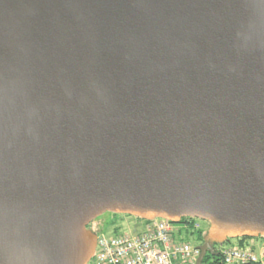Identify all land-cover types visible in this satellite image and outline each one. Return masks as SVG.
<instances>
[{
    "label": "water",
    "instance_id": "obj_1",
    "mask_svg": "<svg viewBox=\"0 0 264 264\" xmlns=\"http://www.w3.org/2000/svg\"><path fill=\"white\" fill-rule=\"evenodd\" d=\"M104 210L264 237V0H0V264Z\"/></svg>",
    "mask_w": 264,
    "mask_h": 264
},
{
    "label": "built area",
    "instance_id": "obj_2",
    "mask_svg": "<svg viewBox=\"0 0 264 264\" xmlns=\"http://www.w3.org/2000/svg\"><path fill=\"white\" fill-rule=\"evenodd\" d=\"M193 229H199L196 220ZM188 232L187 223L140 218L128 233L97 235L88 264H197L200 250L183 238ZM216 251L224 264H264V237L221 244Z\"/></svg>",
    "mask_w": 264,
    "mask_h": 264
},
{
    "label": "rangeland",
    "instance_id": "obj_3",
    "mask_svg": "<svg viewBox=\"0 0 264 264\" xmlns=\"http://www.w3.org/2000/svg\"><path fill=\"white\" fill-rule=\"evenodd\" d=\"M155 218V217H154ZM198 228L202 231V236L204 240H208L212 243L218 242L222 243L227 239H230V243H236L237 237L229 236L216 231L211 228L209 222L196 219ZM140 221L138 214H132L126 211H112L104 210L96 214L86 225L85 232L88 241V258L84 264H88L92 259V254L94 252L96 237L99 234H113V233H128L133 225ZM253 237V236H251ZM191 245L197 246L202 243L196 236L188 232L183 237ZM228 243V242H226ZM224 243V244H226ZM219 247V245H217Z\"/></svg>",
    "mask_w": 264,
    "mask_h": 264
},
{
    "label": "trees",
    "instance_id": "obj_4",
    "mask_svg": "<svg viewBox=\"0 0 264 264\" xmlns=\"http://www.w3.org/2000/svg\"><path fill=\"white\" fill-rule=\"evenodd\" d=\"M179 223H182V224L187 223V224H189V226H190V232L192 234H196L197 238L201 242H204L205 241L203 239L201 229H193L194 223H195V219L194 218H182L181 219V222H179ZM250 238H252V237L251 236H242V237H237L236 239L238 240V242L241 243V242H243V241H245L247 239H250ZM230 241H231L230 239H227V240H225L222 243L215 242V243H212V246L214 247V249L216 251V249L218 247L217 245H221V244H224V243L230 242ZM203 262H204V264H224L223 261H222L221 255L219 253H218V255H212L210 253H206V255H205L204 259H203ZM246 264H254V263H246Z\"/></svg>",
    "mask_w": 264,
    "mask_h": 264
},
{
    "label": "bare ground",
    "instance_id": "obj_5",
    "mask_svg": "<svg viewBox=\"0 0 264 264\" xmlns=\"http://www.w3.org/2000/svg\"><path fill=\"white\" fill-rule=\"evenodd\" d=\"M222 231H223V232H222ZM222 231H221L222 233H227V232H225L224 230H222Z\"/></svg>",
    "mask_w": 264,
    "mask_h": 264
}]
</instances>
